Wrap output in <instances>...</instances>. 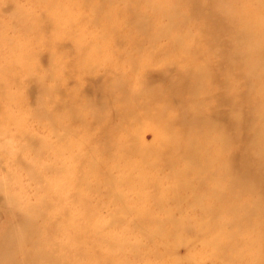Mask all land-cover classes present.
Here are the masks:
<instances>
[{"label":"bare ground","instance_id":"obj_1","mask_svg":"<svg viewBox=\"0 0 264 264\" xmlns=\"http://www.w3.org/2000/svg\"><path fill=\"white\" fill-rule=\"evenodd\" d=\"M20 1L0 0V156L13 157V163L29 169L31 180L28 187L32 195L28 203L40 211L33 214L31 210L29 224L23 226L17 239L14 230L10 232L9 248L4 256H0V264H69L52 256L47 244L51 232L44 233V226L36 225L37 220L45 218L42 209L50 205V188L40 172L33 171L34 165L44 163L45 157L54 161L53 166H44V170H52L58 175V193L62 194L67 182L70 125L76 121L84 124L79 140L80 147H83L85 135H89L92 125H100L98 132H104L108 138L115 136V131L125 123L132 124L134 119L155 124L157 128L150 145L141 140L137 131L118 136L121 149L140 156L138 161H126L125 155L121 154L120 157L116 155L115 160L125 168L126 173L119 184L130 188L133 194L131 204L116 188L112 172L93 159L98 148L92 149L89 159L73 154V163L87 164L89 168L77 186H90V178H95L97 183L101 177L102 185L112 198L119 199L124 212H134L137 218L144 215L141 219L145 225L141 227L142 235L147 240L155 239L163 256L173 244L169 243L173 240V227L181 225L171 210L165 208V203L172 201L176 208H181L186 200L201 204L207 197L211 202L205 205L206 216L199 222L212 244V264H264V42L260 36L263 34L261 30L264 31V0L258 1L257 6L250 0H74L73 6L83 4L90 12L88 26L84 29L76 27L83 14L78 11L76 15L72 14L61 0H24L21 6ZM177 1L176 6L174 2ZM113 2H118L116 9L106 8ZM185 3L193 6L192 11L179 13V6ZM4 12L11 14L12 27L2 20ZM28 13L31 20L27 19ZM155 14L169 19V25L160 29V38L169 37L176 29L187 34V20L191 17L203 19L202 33L218 32L213 33L214 36L208 35L202 47L201 42L193 40V44L177 52L176 47L181 41L171 39L167 44L159 41L152 50L144 53L143 41L135 37L130 28L144 31L150 38L148 22ZM15 30L21 35L15 37ZM111 38L122 48L113 51V57L109 48ZM68 43L73 44V53L78 52V62H68L73 66L69 70L75 71L77 67L83 79H91L87 76L90 69L97 65L106 67L108 60L113 61V58L128 66L135 76L145 74L140 79L144 89L137 104L141 100L150 103L146 114L138 115L136 108L132 110L137 95L126 91L124 76L120 74L111 80L118 89L111 93V101L102 98L99 104L90 105V120L78 117L77 92L72 91L69 103L64 98V90H60L63 57L59 56V50ZM126 43L127 47L123 48ZM211 48H214L213 57L207 53ZM45 53L59 56L58 60L52 58V62L50 58V70L42 68L40 57ZM162 57L178 75L171 91L181 97V108L173 116L166 111L174 102L169 90L149 78L157 70L153 69L152 62ZM211 58L215 62L210 65ZM236 78L244 80L246 95L233 89ZM109 87L111 90V83ZM185 93L191 96L183 98ZM220 112L224 120L219 117ZM103 120H106L104 125ZM199 128L205 132L199 133ZM193 130L200 136L192 134ZM16 135L24 143L16 144L11 139L10 142L3 141V137L13 139ZM127 140L135 144L133 150L123 147ZM237 140L245 142L240 158L233 156L231 151ZM27 151L32 153L31 160L24 156ZM178 161L180 167L176 166ZM147 162L171 167L164 192L153 196L155 207L163 210L165 217L156 215L151 225L146 219V216L151 219L147 208L140 205V201L138 205L134 203L144 195L141 192L144 188L158 186L160 182L143 171L142 165ZM18 184V181L3 182L0 202L17 205L20 192L15 188L20 186ZM80 216L89 221L95 218L96 212L85 207ZM258 217L261 219L256 220ZM242 229H247V233L237 236ZM238 238L250 243L255 254H234V251L226 254L227 246H223V242ZM84 240L83 249L88 250L85 256L90 258V245L94 247L97 241L90 237ZM141 245L140 241L130 245V253L139 256ZM32 246L38 250H32ZM246 257H250L248 263L244 262ZM101 258L98 259L101 264L120 261L115 257ZM96 263L99 262L91 261V264ZM122 263L128 264V261ZM160 264L168 262L165 260Z\"/></svg>","mask_w":264,"mask_h":264},{"label":"rangeland","instance_id":"obj_2","mask_svg":"<svg viewBox=\"0 0 264 264\" xmlns=\"http://www.w3.org/2000/svg\"><path fill=\"white\" fill-rule=\"evenodd\" d=\"M74 0H61L62 5L70 8L71 13L76 15L77 11L83 14V18L76 22V27L80 26L81 29H84L88 26V17L90 12L87 7L83 4L77 3L73 6ZM253 5H258L260 0H250ZM24 3V0L20 1V6ZM176 6L178 1L174 2ZM118 5V2H113L110 4V9L115 8ZM190 4L185 3L179 6V13H189L192 11ZM5 16H2V20L5 21L7 26H13L12 16L9 12H4ZM152 21L148 22L150 30V38L146 35L144 31L137 29L136 27H131L130 32L134 34L139 40L143 41V46L146 49L147 53L152 50L159 41L164 43H169L171 39H176L181 41L177 47L176 51L180 52L182 48L186 45H191L194 43L193 40L201 42V47L206 44L204 39L209 36H214L213 33L218 31H212L210 34H204L201 32V28L205 25V22L202 18H189L187 21V30L188 33L184 34L182 30L176 29L173 30L169 37H161L162 31L161 27L169 25V19L165 15L155 16ZM28 20H31V14L28 13ZM70 20V19H69ZM14 29V28H11ZM262 42H264V31L261 30ZM46 33L48 31L46 30ZM13 35L20 36L21 33L14 31ZM126 42V41H125ZM64 49H60V54L63 57V64L61 63V72L62 83H61V92L64 90V98L66 102H71L72 91L77 92L78 101L80 103V108L76 110V115L78 117H83L87 120H90L91 108L89 107L92 104H99L102 102V98L110 100L113 98L111 93L117 92V88H114L112 78H115L116 75L123 74L126 91L135 93L137 99L133 101L134 106L132 110L136 108V113L138 115H145L147 109L151 106L149 102L141 100L138 104L137 102L141 99V91L144 89V85L140 79L144 78L145 74L135 76L134 72L123 63H119L113 58V61L108 60L106 67H101L99 65L95 66L94 69H90L87 76L83 79L81 77L82 72H79L77 67L75 71H70L69 68L73 67L68 62L76 60L78 62V52L77 50L72 52L73 44H64ZM127 47V43L123 48ZM109 48L111 52V57L114 56L113 51L118 52L121 47H119L115 41L111 38L109 42ZM207 49L209 56H215L214 51ZM59 56L55 53L49 54L45 53L41 55L40 61L43 65V69L50 70L52 68L51 62L52 58L58 60ZM110 57V56H109ZM108 57V58H109ZM51 58V62H50ZM180 59L179 57H177ZM110 59V58H109ZM96 64V61H93ZM215 62L214 58H211L210 65ZM228 64V62H225ZM168 63H165V59L158 58L152 62L153 69H157L155 72L151 73L149 78L150 81L159 85L166 87L169 90L174 102L173 107L166 109L167 113L171 116L176 115L181 108V97L178 96L177 92H172V85H175V79L178 78V75L174 73L173 68L168 66ZM152 69V70H153ZM163 71V73H160ZM241 78H236L233 80L232 87L237 90L238 93L247 94L246 86ZM111 83V90L110 85ZM179 83V81H177ZM190 93H185L183 98H189ZM34 99V98H33ZM216 101L214 102V104ZM155 104V108H157ZM155 112V111H154ZM156 113V112H155ZM183 113V112H182ZM157 114V113H156ZM112 116L114 114H111ZM224 120L223 114L220 112L219 116ZM89 118V119H88ZM114 120L118 122V119L114 117ZM102 124H106V120H103ZM83 123L74 122L70 125V130L72 134L68 137V143L70 144L69 152L66 155L67 158V182L66 189L62 194L58 193L59 187L57 185L58 175L50 171H45L44 166L50 167L55 163L52 160H48L47 157L43 159L44 163H38L34 165L33 171L38 170L43 179L49 182L50 192L48 195L49 206L42 209L44 210L45 218L43 220H37L36 225L44 226V233L51 232L47 237V244L52 252V256L59 260L61 263L69 264H91V261L95 260L96 264H101L98 259H102L101 256H105L107 259L109 257H115L120 260L114 264H123L122 262L128 261V264H160L161 261H167L168 264H212L211 262V247L212 244L209 242V236L206 235L203 230L200 228V222L205 218L206 214L204 207L206 204H209L211 200L207 197L203 198L200 203H190L189 201H184L181 208H176L174 202H166L165 208L171 210L173 216L181 222V225H175L172 232V241L173 243L170 246V250L166 253L165 256L161 254V249L157 244L155 239L147 240L143 237L141 227L145 226L141 223V219L144 215L137 218V215L134 212H124L121 209V204L119 199L112 198L111 194L105 187L102 185L104 183L101 177H98V182L96 183L95 178H90L91 185L87 186L85 184H80L77 186V183L80 182L85 171H88L87 164H75V160L72 158L73 154L80 157L90 158L92 154V149L98 148V152L94 156V160L97 163H100L104 166V169H108L112 172V179L117 185V189L123 194L126 195L127 200L131 204L133 194L129 187L119 184L121 178L125 175V168L116 162V155L118 157L121 154L125 155L126 161H138V154L132 152H126L120 147L118 136H128V133L131 131H137V135L141 140L150 145L154 141V131L157 128L155 124H150L139 119H134L132 124L125 123L115 131L112 137H106L103 134L99 133L100 125H92L90 128L89 135H85L84 142L85 145L80 147L79 140L82 136ZM199 133L203 134L205 131L199 128ZM119 133V134H118ZM192 134L200 136L195 130L192 131ZM215 135H218L217 132H214ZM245 135L248 136L246 132ZM16 138L3 137V141L19 144L24 143L20 140L18 135ZM11 139V140H10ZM52 139V137H51ZM257 146V142H255ZM123 147L130 151L133 150L135 144L133 141L127 140L124 142ZM245 147V142L242 140H237L233 143L231 148L233 156L240 158L242 156V149ZM3 156V157H2ZM25 158L31 160L32 153L24 152ZM6 159H2V158ZM13 157H6L4 154L0 156V185H3V182L6 181H18L20 186L15 188V191L20 192L19 202L17 205L11 203L0 202V256L5 255L8 251V245L10 244L9 234L12 230L16 233L15 238L17 239L19 233L22 231L23 226L29 224V215L31 210L34 212H39L35 205L28 203V199L32 195L31 189L29 186L30 172L28 168H21L17 163H13ZM50 165V166H49ZM177 167H180V161L176 164ZM142 169L146 174L150 175V178H155L159 180L158 186H149L144 188L141 192L144 193L142 197L136 200L134 203L137 205H144L149 213V217L146 216V219L151 225V221L155 220L156 215L161 218L165 217L163 210L159 211V208L155 207L153 196L158 192H164L165 186L168 182V177L171 172V167H165L164 165L155 166L151 162H147L142 165ZM96 171H94L95 173ZM100 172L98 168L97 175ZM218 178V176H213V178ZM119 184V185H118ZM0 190L2 191L1 187ZM27 190H30L29 193H26ZM204 204V205H202ZM88 207L96 212L94 219L88 221L80 216L82 210ZM257 218L256 220H260ZM165 225H167L165 223ZM168 225L170 223L168 222ZM145 229V227H143ZM247 229H242L238 231L237 236H242L247 233ZM13 232V231H12ZM92 238L97 241V244L92 247L90 245L91 254L90 258L85 256L88 253L87 249H83L86 245L85 238ZM106 238V241L103 239ZM137 241H140L142 244L139 247V256H135L130 253V245L135 244ZM113 242L116 244L112 245ZM223 246H227L226 254L233 252L234 254L238 252L248 253V256L255 254V249L248 243L246 240H241L238 238L235 241L227 240L223 242ZM32 250L37 251L38 247L32 246ZM87 252V253H86ZM246 257L244 262L248 263ZM10 264V263H5ZM33 264V263H32ZM42 264H48L43 262ZM110 264V263H108Z\"/></svg>","mask_w":264,"mask_h":264}]
</instances>
